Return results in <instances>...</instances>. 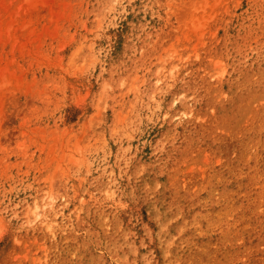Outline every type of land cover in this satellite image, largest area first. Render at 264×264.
Returning a JSON list of instances; mask_svg holds the SVG:
<instances>
[{
    "label": "rangeland",
    "instance_id": "374dc122",
    "mask_svg": "<svg viewBox=\"0 0 264 264\" xmlns=\"http://www.w3.org/2000/svg\"><path fill=\"white\" fill-rule=\"evenodd\" d=\"M0 15V264H264V0Z\"/></svg>",
    "mask_w": 264,
    "mask_h": 264
},
{
    "label": "bare ground",
    "instance_id": "6f19581e",
    "mask_svg": "<svg viewBox=\"0 0 264 264\" xmlns=\"http://www.w3.org/2000/svg\"><path fill=\"white\" fill-rule=\"evenodd\" d=\"M45 13L47 14V16L49 17V20L50 19V14L52 13V6L51 5H48L47 8H46V11ZM12 22V19H7L6 17H2L0 15V33L2 30L4 29H7L10 25V23ZM182 116H186V114H182ZM38 208H34L31 212V215H35L36 217L38 216V213L36 212Z\"/></svg>",
    "mask_w": 264,
    "mask_h": 264
}]
</instances>
